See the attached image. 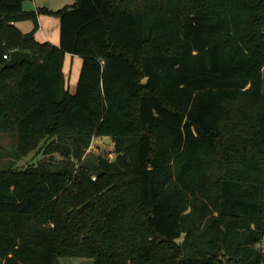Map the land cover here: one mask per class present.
<instances>
[{
	"label": "trees",
	"instance_id": "16d2710c",
	"mask_svg": "<svg viewBox=\"0 0 264 264\" xmlns=\"http://www.w3.org/2000/svg\"><path fill=\"white\" fill-rule=\"evenodd\" d=\"M26 1L0 0V136L50 157L0 167V264H264V0Z\"/></svg>",
	"mask_w": 264,
	"mask_h": 264
},
{
	"label": "rangeland",
	"instance_id": "374dc122",
	"mask_svg": "<svg viewBox=\"0 0 264 264\" xmlns=\"http://www.w3.org/2000/svg\"><path fill=\"white\" fill-rule=\"evenodd\" d=\"M60 4H59V3ZM52 4V6H59L58 8H63L66 6H70L74 3V0H32L24 3V8L27 10L42 8L45 7L46 4ZM33 28V22H25L19 25L20 28L26 29L27 26ZM26 33V32H24ZM37 38L40 41H43L41 34L38 33ZM15 151V141L12 140L9 136L1 135L0 136V167L11 165L13 169H24L34 164H39L40 162H45L49 160V155L45 154L44 150L34 151L29 155L17 159L14 156ZM88 156H102L110 161L115 160V153L113 143L107 144L104 142L103 138H94L91 142V146L87 151ZM52 157H56L59 159V156L55 154ZM75 261V262H73ZM61 264H90L87 261H76L73 259H61Z\"/></svg>",
	"mask_w": 264,
	"mask_h": 264
},
{
	"label": "crops",
	"instance_id": "0c3cea01",
	"mask_svg": "<svg viewBox=\"0 0 264 264\" xmlns=\"http://www.w3.org/2000/svg\"><path fill=\"white\" fill-rule=\"evenodd\" d=\"M48 5L49 7H46V8L53 10V11H58L59 9H61V8H58L59 6H55V7L52 6L51 3ZM37 9L38 8L27 10L26 8H24V10L26 11H36ZM25 22H29V21L19 22L16 24V26L23 33L24 32L29 33L33 29L29 25L26 27V29H22L19 27L20 24L25 23ZM38 23H39V30L37 31L35 35L36 38L38 36V33H40L43 39V41H40L37 38L40 42H50L55 46H59L60 44V20L59 18L55 16L47 15V14H39ZM81 68H82V59L80 57L66 54L64 65H63V73L65 76L66 90L71 94H74L76 92Z\"/></svg>",
	"mask_w": 264,
	"mask_h": 264
},
{
	"label": "water",
	"instance_id": "95a60500",
	"mask_svg": "<svg viewBox=\"0 0 264 264\" xmlns=\"http://www.w3.org/2000/svg\"><path fill=\"white\" fill-rule=\"evenodd\" d=\"M45 7H49L48 3L45 5ZM23 62L33 63V58L31 53L20 50H14L11 52L8 61L4 65V68L5 69L13 68L18 64H22ZM104 142L107 144L112 143L109 137L105 138Z\"/></svg>",
	"mask_w": 264,
	"mask_h": 264
},
{
	"label": "built area",
	"instance_id": "2783aa9c",
	"mask_svg": "<svg viewBox=\"0 0 264 264\" xmlns=\"http://www.w3.org/2000/svg\"><path fill=\"white\" fill-rule=\"evenodd\" d=\"M9 57L10 56H8V55H4V58L7 59V60L9 59ZM93 180H95V177H93Z\"/></svg>",
	"mask_w": 264,
	"mask_h": 264
}]
</instances>
